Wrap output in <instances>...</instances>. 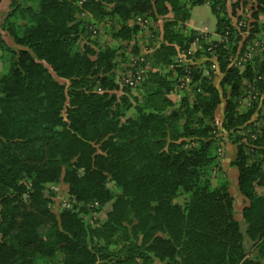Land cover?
<instances>
[{"label": "trees", "instance_id": "1", "mask_svg": "<svg viewBox=\"0 0 264 264\" xmlns=\"http://www.w3.org/2000/svg\"><path fill=\"white\" fill-rule=\"evenodd\" d=\"M207 1L226 38L204 42L218 60L219 86L203 67L175 58L199 36L185 24ZM253 1L258 19L264 0ZM138 16L166 17L162 41L152 38L146 53ZM106 17L119 19L113 36L133 71L146 69L120 94L118 48L81 44ZM239 39L227 0H10L0 29V264H264V133L253 137L264 51L241 70L229 60ZM185 76L193 86L176 103L170 94ZM246 79L257 97L242 111ZM223 142L236 146L229 166L246 200L241 219ZM60 182L72 203L57 215L47 190ZM107 203L106 219L92 225L86 216Z\"/></svg>", "mask_w": 264, "mask_h": 264}, {"label": "rangeland", "instance_id": "2", "mask_svg": "<svg viewBox=\"0 0 264 264\" xmlns=\"http://www.w3.org/2000/svg\"><path fill=\"white\" fill-rule=\"evenodd\" d=\"M243 0H227V9L228 13L230 15V18L232 22L234 23L237 34L240 35V39L238 40V49L235 53L231 52L229 56V60L231 64L236 65L241 70H243L248 63H254L256 61V57L258 55H261V53L264 51V12H261L259 14V18L256 19L253 17L254 12V1L248 0V3L246 5H243ZM240 3V6L236 9L233 7L234 3ZM242 2V3H241ZM210 2L207 1V3H204L202 5H197L193 7L191 10V17L189 19V22L192 26L198 27L201 29L195 30L193 28H190L188 25L189 22L185 24L186 28L185 31H189L191 29L200 32H205L207 36H203L200 38L199 42L197 44H194L192 42L191 47L188 51L182 50L176 55V63L182 60L183 63H196L198 66H201L204 68V74L210 76L214 79V82L216 85H220V81L222 78V73H220L218 68V60L216 58H212L209 55H207V52L204 48L205 43H209L212 40H221V37L216 32V16L212 12ZM220 5H218L219 7ZM6 7L4 6V9ZM233 11H235L233 13ZM243 17L247 18V21L245 20L246 25L244 26L245 29H242L241 22L244 21ZM166 17L159 16L157 18L155 34L156 38L153 36H150V31L145 30L143 33L137 36V41L140 46V51L142 53H146V48L149 47V45L152 44V38L156 39L154 41L155 44H159L163 39V24L165 23ZM131 22V20H130ZM257 24V25H256ZM191 26V27H192ZM259 27L258 30L253 31L256 27ZM261 26V28H260ZM120 27V21L119 19H111L110 17L104 18V20L99 21L96 23V33H91V35L88 37H84L81 44H84L89 41V39L97 40L102 45H112L114 47L118 48V51L120 53L119 55V65L118 69L116 71V77L117 80L120 83V90L118 93H122V88L126 85L125 77H129L133 72V67H130V63H127V61L124 59L121 55L123 53V50L126 49V44L121 43L118 41L114 36L113 33L116 29ZM205 27V28H202ZM205 42V43H204ZM131 45L127 47L129 53H128V60L131 58L132 54V46L136 42L131 41ZM127 59V58H126ZM209 62V63H208ZM208 63V64H207ZM176 64H171L169 66H166L163 68L164 71H170L171 69H175ZM5 72V68L3 67V62L0 58V77ZM61 82L64 80L59 79ZM245 84V90L244 94L242 95L240 99L239 109L240 110H247L252 106V102L256 100L257 94L254 93L252 90L253 88V81H248L247 79L244 81ZM192 84L187 85L185 88H181L178 84V86L175 88L174 92L170 94V97L176 102H179V98L181 97V94L183 91H187L192 89ZM135 89V88H133ZM221 107L220 110H218V113L216 116V121L219 126H221ZM128 115H134V109L130 110L128 112ZM257 117V126L255 129V132L253 134V137H256L257 134L261 131L264 133V98L260 97L259 99V106L257 110V114L255 113L253 118L256 119ZM218 135L221 134V130H218ZM227 137V135L222 136ZM228 139V137H227ZM229 140V139H228ZM223 141V140H222ZM227 141V140H226ZM225 141V142H226ZM230 141V140H229ZM220 157L222 161V169L227 174L229 179H231L230 184V191L232 195L235 197V209H236V217L241 219L242 209L246 204V200L244 197L239 193L238 187H237V170L234 167H230L229 163L236 157V146L232 145L231 142L229 143V146H227L223 143L220 144ZM220 171H216L214 173V179L213 183L217 184L219 179V173ZM259 192H263L264 188L257 187ZM47 193L49 195L53 194V203H52V209L53 211L58 215L61 209L65 206H69L72 203V200L70 198L69 192H68V185L64 182H60L57 185H50L49 189L47 190ZM185 200L184 196L179 197L177 201L180 203H183ZM111 209V203H107L101 211H92L90 215L86 216V219L92 223V225L99 224L100 220H105L107 217V212ZM117 247V246H115ZM154 264H164L161 262H156Z\"/></svg>", "mask_w": 264, "mask_h": 264}, {"label": "built area", "instance_id": "3", "mask_svg": "<svg viewBox=\"0 0 264 264\" xmlns=\"http://www.w3.org/2000/svg\"><path fill=\"white\" fill-rule=\"evenodd\" d=\"M88 12H81L82 16H86L88 15ZM135 22L140 25L141 27H143L145 30L150 31V36L154 35V30L156 28V23L154 22V20L152 18L149 17H142V16H138L135 20ZM203 36H207V34H205V32H200L199 36L196 37V39L193 41L194 44H197L200 40L201 37ZM224 40L226 39L225 37L223 38ZM223 39L221 38V41H223ZM182 61V60H180ZM132 74L129 75V77H125V82L126 85L132 86V87H137L140 82L144 79L145 73H146V69L142 68V69H136V71L131 72ZM190 81V78L188 76H185L184 78H182L181 83L179 84V86L181 88H185L187 87L188 83Z\"/></svg>", "mask_w": 264, "mask_h": 264}, {"label": "crops", "instance_id": "4", "mask_svg": "<svg viewBox=\"0 0 264 264\" xmlns=\"http://www.w3.org/2000/svg\"><path fill=\"white\" fill-rule=\"evenodd\" d=\"M9 5H10V0H2L1 5H0V29H1V24H2V22H3V20H4V18H5V16H6L8 10H9ZM4 6L6 7L5 9H4ZM194 7H195V6H194ZM192 9H193V8H192ZM190 17H191V16H190ZM188 22H189V21H188ZM188 25L190 26V28H193V29H195V30L201 29V28H198V27H194V26H192L190 22H189ZM191 26H192V27H191ZM202 28H205V27H202ZM4 38H5L6 42H8L10 45L15 46V44H14L12 38L9 37V36H7L5 32H4ZM0 55H1V51H0ZM228 146H229V145H228ZM227 148H228V147H227ZM229 148H230V146H229Z\"/></svg>", "mask_w": 264, "mask_h": 264}]
</instances>
